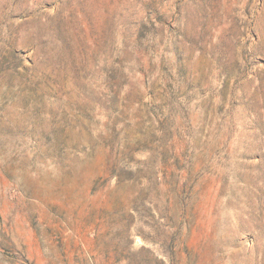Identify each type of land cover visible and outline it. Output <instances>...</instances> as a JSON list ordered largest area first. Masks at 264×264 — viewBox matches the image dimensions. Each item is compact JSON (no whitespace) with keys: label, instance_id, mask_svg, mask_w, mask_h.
Returning <instances> with one entry per match:
<instances>
[{"label":"rangeland","instance_id":"obj_1","mask_svg":"<svg viewBox=\"0 0 264 264\" xmlns=\"http://www.w3.org/2000/svg\"><path fill=\"white\" fill-rule=\"evenodd\" d=\"M0 264H264V0H0Z\"/></svg>","mask_w":264,"mask_h":264}]
</instances>
